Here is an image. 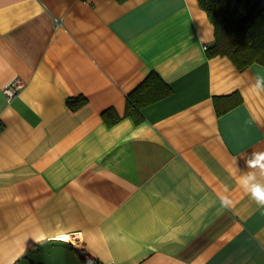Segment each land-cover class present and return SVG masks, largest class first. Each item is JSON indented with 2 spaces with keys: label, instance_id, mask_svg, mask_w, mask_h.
<instances>
[{
  "label": "crops",
  "instance_id": "1",
  "mask_svg": "<svg viewBox=\"0 0 264 264\" xmlns=\"http://www.w3.org/2000/svg\"><path fill=\"white\" fill-rule=\"evenodd\" d=\"M214 39L198 0H0V264H264L237 182L264 151V65L209 57ZM151 71L173 93L137 124L126 96Z\"/></svg>",
  "mask_w": 264,
  "mask_h": 264
},
{
  "label": "trees",
  "instance_id": "2",
  "mask_svg": "<svg viewBox=\"0 0 264 264\" xmlns=\"http://www.w3.org/2000/svg\"><path fill=\"white\" fill-rule=\"evenodd\" d=\"M215 26V39L208 45V56L226 55L243 70L254 62L264 65V0H198ZM173 87L156 71H151L126 96L124 116L135 123H142L146 107L167 98ZM218 113L226 112L242 102L239 92L215 96ZM88 102L85 95L70 96L67 104L77 110ZM105 122L111 126L121 119L114 108L102 112Z\"/></svg>",
  "mask_w": 264,
  "mask_h": 264
},
{
  "label": "clouds",
  "instance_id": "3",
  "mask_svg": "<svg viewBox=\"0 0 264 264\" xmlns=\"http://www.w3.org/2000/svg\"><path fill=\"white\" fill-rule=\"evenodd\" d=\"M260 87L261 84L258 82L257 88ZM246 163L250 171L240 174L237 182L258 207L264 208V181L258 179V175L264 177V151H254ZM232 203L227 196L221 198L224 207H229Z\"/></svg>",
  "mask_w": 264,
  "mask_h": 264
},
{
  "label": "built area",
  "instance_id": "4",
  "mask_svg": "<svg viewBox=\"0 0 264 264\" xmlns=\"http://www.w3.org/2000/svg\"><path fill=\"white\" fill-rule=\"evenodd\" d=\"M205 49L208 48V45L204 46ZM23 81L21 79H14L9 85H7L4 89V92L7 96L8 100H11L13 97L17 95L20 88L22 87Z\"/></svg>",
  "mask_w": 264,
  "mask_h": 264
},
{
  "label": "bare ground",
  "instance_id": "5",
  "mask_svg": "<svg viewBox=\"0 0 264 264\" xmlns=\"http://www.w3.org/2000/svg\"><path fill=\"white\" fill-rule=\"evenodd\" d=\"M74 236L75 235H73V236L72 235H65L64 237H68V239H69V238H74Z\"/></svg>",
  "mask_w": 264,
  "mask_h": 264
},
{
  "label": "snow or ice",
  "instance_id": "6",
  "mask_svg": "<svg viewBox=\"0 0 264 264\" xmlns=\"http://www.w3.org/2000/svg\"><path fill=\"white\" fill-rule=\"evenodd\" d=\"M62 239H65V240H67V239H68V237H62Z\"/></svg>",
  "mask_w": 264,
  "mask_h": 264
}]
</instances>
